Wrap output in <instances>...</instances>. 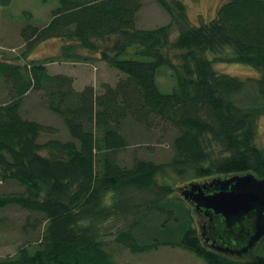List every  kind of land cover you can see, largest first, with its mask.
<instances>
[{
  "label": "trees",
  "instance_id": "16d2710c",
  "mask_svg": "<svg viewBox=\"0 0 264 264\" xmlns=\"http://www.w3.org/2000/svg\"><path fill=\"white\" fill-rule=\"evenodd\" d=\"M11 2L0 0V6ZM156 2L170 22L154 28L137 25L141 0H59L44 27L24 12L20 35L26 49L16 59H26L52 38L63 39V54L72 58L74 46L99 52L98 43L114 38L100 55L120 75L98 90L91 83L75 86L71 74L51 73L46 64L55 59H0V182L20 187L0 191V209L28 211L23 230L31 233L0 264H121L111 243L133 253L181 247L207 264H264V237L247 256L236 248L257 224L256 211L237 226L246 229L242 240L233 237V228L221 226L223 220L209 221L212 237L222 236L234 248L219 252L203 242L196 209L176 193L175 183L189 181L207 193L233 175L264 178V150L256 142L264 115V0H228L199 25L191 23L183 0ZM132 47L133 56H127ZM170 49L181 51L180 63L171 60ZM209 51L215 60L248 64L260 73L219 72L206 57ZM162 67L176 76L171 92L160 89ZM32 92L62 119L64 139L54 127L25 115ZM129 121L174 130L170 160L138 157L123 164L120 155L132 143ZM45 133L55 137L41 142Z\"/></svg>",
  "mask_w": 264,
  "mask_h": 264
},
{
  "label": "rangeland",
  "instance_id": "374dc122",
  "mask_svg": "<svg viewBox=\"0 0 264 264\" xmlns=\"http://www.w3.org/2000/svg\"><path fill=\"white\" fill-rule=\"evenodd\" d=\"M187 5L189 18L193 25H199L203 21L213 19L220 6L228 0H183ZM142 8L137 16V25L140 28H154L159 25L167 24L170 22L169 14L156 2V0H141ZM59 6V0H12L9 5L0 6V59L7 60L9 62L28 61L30 63L33 60H54L48 61L46 66L51 73L67 72L69 70L74 71L77 74L84 76L80 78L79 86H85L86 83H91L97 86V89H101L103 82L116 83L119 79L120 73L110 68L101 60L100 51L106 45H112L114 38L110 41L98 43L102 47L99 48V52H92L90 49L74 46L71 49L69 55L72 57H66L63 54V44L65 41L61 38H52L46 41L40 42L36 45L33 51L26 57V59L18 60L16 57L21 55L26 49V44L20 35L22 26L25 24L24 12L30 11L33 14V22L39 26L44 27L51 19L52 12ZM177 32L172 36L175 38ZM68 43V42H67ZM135 47H132L127 56H133ZM181 51L170 49L167 54L171 60L175 63H180L178 54ZM85 56L87 60H80ZM206 57L214 59L216 56L213 52L209 51L206 53ZM77 66V67H75ZM215 69L222 73H228L241 77L258 76L259 69L250 66L248 64L236 63V62H225L214 59ZM108 67V68H107ZM75 68V69H74ZM157 80L160 89L164 92H171L176 85V76L174 72L167 68L162 67L159 70ZM0 82V89H1ZM0 93L3 94L0 91ZM3 97L0 96V99ZM25 115L34 120H38L41 123L50 125L56 129V137L64 139V125L62 119L55 116L47 108L46 103L40 99L39 95H35L33 92L30 93V97L25 103ZM257 130V145L264 150V115L258 120ZM128 135H131V144L124 150L120 155V161L123 164H130L134 158H147L152 159L156 162H166L174 154L173 137L175 131L168 129L162 131V127L155 126L150 130L144 125H139L134 121H129L126 126ZM53 136V135H52ZM49 134H43L40 138L41 142L49 140L51 137ZM55 137V136H53ZM43 154L47 153V150H41ZM243 176V174H237ZM236 175H233L234 177ZM169 177H174L170 174ZM160 181H165L162 177ZM172 181H176L175 179ZM176 193L186 198L183 194L186 190H192L194 184L191 182L180 181L176 182ZM175 185V184H174ZM20 187L14 182L1 183L0 191H12L13 189H19ZM197 192V191H195ZM190 194H192L190 192ZM188 205L195 208L190 198L186 199ZM198 210V209H197ZM195 216V222L199 231L202 234V225L209 224V221H220V216L214 215L213 220H209L208 217L202 215L199 211L193 210ZM215 213V212H214ZM216 214V213H215ZM28 211L18 207L9 206L4 209H0V258L11 257L16 254L19 247L29 240L30 235H26L23 230V225L26 222ZM251 217L248 215L246 219L236 222L233 226L228 227L227 230H235L239 234H235L233 237L243 239L247 235L246 229L237 228L241 226V223L248 221ZM252 220V219H251ZM218 223V222H217ZM247 223V222H246ZM250 224V221H249ZM227 227L226 221L223 219V225ZM245 227V226H244ZM255 228V227H254ZM251 227L248 238L241 241L236 248H240L237 252L242 256H247L253 248L260 246L263 240L257 242L255 247H251L247 251H241L244 247L249 246L250 238L255 232V229ZM211 232V231H210ZM231 231L227 232L228 236ZM208 234L213 236L211 233ZM241 234V235H240ZM241 237H240V236ZM214 238V237H213ZM228 239V237H226ZM247 240V241H246ZM110 241H115L111 238ZM246 242V243H245ZM111 243V242H110ZM259 243V244H258ZM112 248L110 251L113 252L114 258L121 264H207V262L197 256L194 252L186 250L181 247L163 246L156 250H151L142 253H133L127 248L118 247L111 243ZM212 248V245L209 246ZM234 249V248H233ZM241 251V252H239Z\"/></svg>",
  "mask_w": 264,
  "mask_h": 264
},
{
  "label": "water",
  "instance_id": "95a60500",
  "mask_svg": "<svg viewBox=\"0 0 264 264\" xmlns=\"http://www.w3.org/2000/svg\"><path fill=\"white\" fill-rule=\"evenodd\" d=\"M192 188L191 191L183 192L186 199L192 197L191 199L197 202V209L204 207L222 215L228 227L241 221L250 212L256 211L255 232L250 238L249 246H246L244 251L249 250L264 237V178L258 179L253 175H236L222 185L220 190L210 194H206L200 186L194 185ZM190 192L195 195L192 196Z\"/></svg>",
  "mask_w": 264,
  "mask_h": 264
},
{
  "label": "flooded vegetation",
  "instance_id": "af4514ba",
  "mask_svg": "<svg viewBox=\"0 0 264 264\" xmlns=\"http://www.w3.org/2000/svg\"><path fill=\"white\" fill-rule=\"evenodd\" d=\"M210 193H213V192H208L206 194H210ZM192 196H194L195 194L192 193L191 194ZM191 197V196H190ZM192 198V197H191ZM191 202L193 203V205L195 206V209L197 210L196 206H197V202H195L193 199H191ZM197 211H199L202 215L206 216L209 218V220H213L212 218L215 217L214 215H217V216H220L221 220H225V218L220 215V214H215L213 212V210L211 209H206L204 207H201L200 209H198ZM214 214V215H213ZM248 217V215L243 218V219H246ZM242 220V219H241ZM226 221V220H225ZM208 231H209V228L207 226V224H203L202 225V234L200 235V237L202 238L203 242L210 246L212 245V248L219 251V252H222V253H234L232 252V250L229 248V246H227V241H225V239L222 237V236H219V238H213L211 235L208 234ZM207 238H210L209 240ZM235 246V245H234Z\"/></svg>",
  "mask_w": 264,
  "mask_h": 264
},
{
  "label": "crops",
  "instance_id": "0c3cea01",
  "mask_svg": "<svg viewBox=\"0 0 264 264\" xmlns=\"http://www.w3.org/2000/svg\"><path fill=\"white\" fill-rule=\"evenodd\" d=\"M75 67H77V66H75ZM78 68V67H77ZM108 68V67H107ZM75 69V68H74ZM64 73H68V74H71V75H73L74 77H75V86H79V84H80V78H79V76H81V77H83L84 78V76L82 75V74H77V73H75L74 71H72V70H69V71H67V72H64ZM84 84H89V83H84ZM80 87V86H79ZM83 87V86H82Z\"/></svg>",
  "mask_w": 264,
  "mask_h": 264
}]
</instances>
